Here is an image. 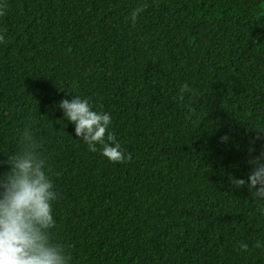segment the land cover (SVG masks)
Returning a JSON list of instances; mask_svg holds the SVG:
<instances>
[{
	"label": "trees",
	"instance_id": "trees-1",
	"mask_svg": "<svg viewBox=\"0 0 264 264\" xmlns=\"http://www.w3.org/2000/svg\"><path fill=\"white\" fill-rule=\"evenodd\" d=\"M75 95L130 159L75 137ZM260 128L264 0H0V161L36 139L70 264H264V201L229 179Z\"/></svg>",
	"mask_w": 264,
	"mask_h": 264
},
{
	"label": "clouds",
	"instance_id": "clouds-1",
	"mask_svg": "<svg viewBox=\"0 0 264 264\" xmlns=\"http://www.w3.org/2000/svg\"><path fill=\"white\" fill-rule=\"evenodd\" d=\"M136 11L132 13L135 19ZM63 117L74 125V134L82 138L90 151H97L109 162L130 159L113 132L111 115L93 109L89 100L79 95L63 98L56 105ZM264 129V128H260ZM20 150L5 156L0 166V264H70L65 247L52 239L55 226L54 202L58 193L46 171L36 139L23 133ZM247 178L230 177L234 186L246 185L254 199L264 201V152L252 157ZM264 215V208L260 209ZM260 241L256 246L260 247ZM247 248V245H242Z\"/></svg>",
	"mask_w": 264,
	"mask_h": 264
}]
</instances>
